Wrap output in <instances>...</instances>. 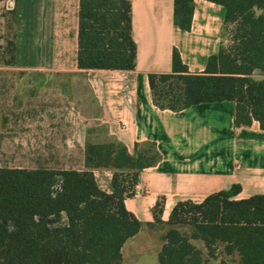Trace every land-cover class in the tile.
Returning <instances> with one entry per match:
<instances>
[{
    "label": "crops",
    "instance_id": "crops-1",
    "mask_svg": "<svg viewBox=\"0 0 264 264\" xmlns=\"http://www.w3.org/2000/svg\"><path fill=\"white\" fill-rule=\"evenodd\" d=\"M137 65L80 68V0H0V167L76 169L87 141L117 139L134 152L154 141L161 159L142 169L126 208L143 222L122 246L121 264H160L163 221L178 200L201 202L232 183L236 198L264 193V129L235 127L233 101L162 109L150 73H170L174 48L192 73L203 72L224 39L226 8L194 0L189 30L174 23V0H131ZM110 190L112 171L94 170Z\"/></svg>",
    "mask_w": 264,
    "mask_h": 264
},
{
    "label": "trees",
    "instance_id": "trees-1",
    "mask_svg": "<svg viewBox=\"0 0 264 264\" xmlns=\"http://www.w3.org/2000/svg\"><path fill=\"white\" fill-rule=\"evenodd\" d=\"M210 1L226 8L229 43L200 73L174 48L173 71L149 74L153 101L181 110L230 100L235 127L256 120L264 129V0ZM193 14L194 0H174L177 26L189 30ZM77 60L80 68H136L131 0H80ZM160 159L154 141L130 152L117 139L88 140L83 170L0 167V264H121L123 244L143 225L124 200L136 193L142 169ZM98 168L112 171L110 190ZM241 189L235 182L201 202L178 200L167 221L158 200L160 264H264V193L236 198Z\"/></svg>",
    "mask_w": 264,
    "mask_h": 264
},
{
    "label": "rangeland",
    "instance_id": "rangeland-1",
    "mask_svg": "<svg viewBox=\"0 0 264 264\" xmlns=\"http://www.w3.org/2000/svg\"><path fill=\"white\" fill-rule=\"evenodd\" d=\"M232 30H233V28L230 27V28L228 29V31H225V32H224V39H223V44H224V45H227V44L229 43L230 37H231V35H232ZM184 227H185V226H184ZM216 261H217L216 259L211 260V261H210V264H216V263H217ZM234 264H236V263H234Z\"/></svg>",
    "mask_w": 264,
    "mask_h": 264
}]
</instances>
